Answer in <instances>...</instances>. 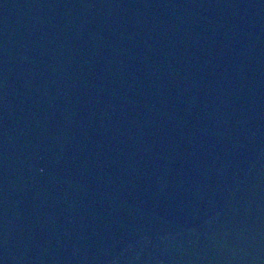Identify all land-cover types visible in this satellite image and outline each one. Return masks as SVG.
<instances>
[{
    "label": "water",
    "instance_id": "1",
    "mask_svg": "<svg viewBox=\"0 0 264 264\" xmlns=\"http://www.w3.org/2000/svg\"><path fill=\"white\" fill-rule=\"evenodd\" d=\"M0 264H264V0H0Z\"/></svg>",
    "mask_w": 264,
    "mask_h": 264
}]
</instances>
